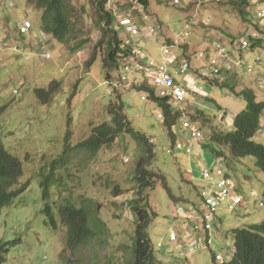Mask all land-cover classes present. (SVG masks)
Returning a JSON list of instances; mask_svg holds the SVG:
<instances>
[{
  "label": "rangeland",
  "instance_id": "rangeland-1",
  "mask_svg": "<svg viewBox=\"0 0 264 264\" xmlns=\"http://www.w3.org/2000/svg\"><path fill=\"white\" fill-rule=\"evenodd\" d=\"M147 1V7L142 6L139 13L138 0H107L105 8L115 19L111 29L122 44L126 35L120 21L125 14H130L136 25L153 29L152 33L145 32L138 39L137 47L145 57L159 63L161 46L174 39L186 23L193 22L190 36L183 42L188 47L191 62L188 80L200 84L210 101L204 103L203 97L198 96L195 103L187 102L181 109L170 108L183 111L202 129L203 139L191 142V156L176 151L168 154L174 138L183 139L186 132L181 130V121L170 130L164 125L162 110L139 88L142 84L152 88L151 83L140 72L132 71L123 73L128 85L114 91L102 65L105 45L97 51L91 67H86L103 36L91 0H73L77 11L73 21L78 30V40L74 43L86 41L82 46L71 50L47 34L44 51L50 53L49 60L31 56L27 61L22 52L0 53V109H3L0 142L21 163L20 184L28 183L26 190L0 211V245L6 244L2 264H134L136 219L131 203L138 197L135 170L145 154L143 148L124 131L109 146L93 154L85 149L68 150L66 147L88 140L96 127L112 125L109 106L118 107L134 131L145 136L152 147L153 160L146 168L153 174L154 188L146 190L141 197L147 210L153 213L148 235L156 262L213 264L211 252L202 250L187 251L190 257L186 259L183 251L188 244L183 241L184 237L171 240L170 230H175L174 226L181 220L175 216L180 206L200 203L199 192L204 185L200 166L213 160L203 145L209 144L213 133L230 131L234 117L245 108V102L233 92L248 88L256 101H264V85H259V79L264 80V46L241 48L238 52L228 46L232 39L249 34L251 24L258 21L242 19L233 4L240 0L212 2L196 12L193 7ZM41 14L26 0H0V37L17 41L21 51L28 50L35 45L30 44L32 40L42 34ZM25 22L31 29L26 34L19 33L18 28ZM217 43L233 53L234 62L241 66L235 68L233 77L224 79L225 82L206 85L194 70L202 67L201 57L212 55ZM248 66L252 72H243ZM121 72L122 69L113 71V77L117 78ZM52 81H57L59 87L43 102L36 90L48 88ZM228 85L233 86L234 91ZM142 96L146 97L145 101ZM221 114L224 118H220ZM263 125L264 117L262 128L253 138L262 145ZM218 148L222 156L215 159L222 164L243 200L232 212L227 211L229 199L220 202L217 215L226 219L213 223V252L220 253L222 260L218 262L222 263L228 262L233 254L232 228L264 221V174L252 157L234 159L227 147ZM62 155L64 160L52 169V162ZM48 173L53 176L49 203L59 223L57 230L51 228L42 213L45 201L40 181ZM161 177L165 178L174 199L163 187ZM258 202L263 206H258ZM63 205L85 209L89 227L94 231L93 238L73 251L67 247V228L58 214ZM183 227L188 230V226ZM158 243L162 246L157 247Z\"/></svg>",
  "mask_w": 264,
  "mask_h": 264
},
{
  "label": "trees",
  "instance_id": "trees-1",
  "mask_svg": "<svg viewBox=\"0 0 264 264\" xmlns=\"http://www.w3.org/2000/svg\"><path fill=\"white\" fill-rule=\"evenodd\" d=\"M26 1L29 5L34 6L35 9L42 12V31L50 35L56 41L66 45L71 50H75L77 46L79 48L86 42L80 41L79 43H74L78 40V30L73 21L77 13L73 0ZM138 1L141 6L144 8L147 7V0ZM250 1L252 0H240L239 3H233L244 21L251 20V18L256 20L248 14ZM259 2L264 4V0H259ZM106 3L107 0H91L95 16L99 21L103 39L99 42V46L94 48L90 59L86 63V67H91L97 58V51L102 45H105L106 55L102 60V65L108 80L109 73L118 67V59L125 51L115 31L111 29L115 19L112 12L106 10ZM258 23L256 24V28L261 31ZM258 44V42H253V47H257ZM187 50V46L182 47L184 56ZM58 87L59 83L57 81H52L48 88L38 89L36 92L39 98L42 99L43 102H46L48 98L57 91ZM228 87L234 91L233 86L228 85ZM139 88L149 92V99L155 102L162 110L164 125L170 130L179 118V113H173L165 99L154 97L150 88L143 86V84L140 85ZM233 93L245 102V108L234 117L232 129L230 131L219 134L213 133L210 137L209 144L206 146L203 145V147L215 158H220L222 156L221 151L217 150L219 149L218 147H227L231 157L234 159L252 157L255 161V166L264 174V145L253 139L261 127V118L264 117V101H256L254 93L248 88L238 93L235 91ZM202 100L204 103L205 101H210L207 96L203 97ZM2 110L3 109H0V112ZM109 114L111 116L112 125L103 124L102 126L96 127L93 129L88 140L75 147H66L68 150L85 149L93 154L101 147L109 146L113 143V139L123 131L130 134L131 137L140 144L145 154L136 166L135 182L138 186V197L131 203V211L136 219L134 264H158L152 252V246L150 245L148 235V228L151 224L153 213L147 210L143 203L144 198L141 197L146 190L154 188V181H152L153 174L146 168L153 160L152 147L145 136L134 131L130 122L121 114L118 107L114 108L113 106H109ZM64 158V155H62L59 159L53 161L51 164L52 169H54L55 165H58V162L63 161ZM21 176L22 168L19 159L6 151L0 142V211L4 207L10 205L14 199L26 190L28 183L20 184L19 180ZM52 179V174L48 173L43 175L40 181L42 199L45 201L42 213L47 218V222L51 228L57 230L59 223L49 203V187ZM160 181L170 198L174 199L166 185L165 178L161 177ZM58 214L60 215L61 223L67 228L66 243L71 251L93 238L94 231L89 227L88 216L85 209L63 205L59 208ZM231 233L234 240L231 259L228 262L217 263L212 257L213 264H264V221L245 228L234 229ZM5 245L6 244L0 245V264L5 261V258L2 256V254L6 252Z\"/></svg>",
  "mask_w": 264,
  "mask_h": 264
},
{
  "label": "built area",
  "instance_id": "built-area-1",
  "mask_svg": "<svg viewBox=\"0 0 264 264\" xmlns=\"http://www.w3.org/2000/svg\"><path fill=\"white\" fill-rule=\"evenodd\" d=\"M162 4H167L173 7H193L198 10L203 5L212 2H221L222 0H157ZM137 9L140 13L142 6L140 4ZM252 6L248 12L250 17H254L259 21L258 25L261 31L256 28L257 23H252V30L249 34L244 35L239 39H232L228 44L234 52H238L241 48L253 49V42H258V46H264V4L259 0L250 1ZM249 6V7H250ZM195 14L192 16L194 19ZM120 21L121 28L126 37L123 38L122 48L124 53L118 59V67L113 71H120L122 74L117 78L113 77V71L109 73V85L113 90L118 92L128 85L126 82L127 76L123 73H129L132 71L140 72L145 80L151 83L152 95L156 98L165 99L167 104L173 108H180L187 102L195 103V99L198 96L206 97L207 93L202 86L195 81H189L188 73H191V62L188 54L185 56L182 53V47L187 46L183 42L185 38L190 36L189 29L192 21L185 24L184 29L177 34L174 39H170L169 42H165L160 48V62L155 63L153 60L144 56L141 50L137 47L138 39L144 36L145 32L152 33L153 29L136 25V21L130 14H125ZM250 20V19H249ZM206 26V24H203ZM28 23H23L18 28L19 33L26 34L30 30ZM23 36V35H21ZM26 37V36H24ZM135 39V40H134ZM135 41V43H134ZM47 43V34L42 31L40 37H36L30 44L28 50L21 51V45L12 39L6 37V39L0 37V53L10 51L17 54L23 53L25 60H30L31 56L38 57L42 60H49L50 53L44 51V45ZM39 47V49H38ZM256 48V47H255ZM233 53H231L223 44L217 43L214 46V52L212 55H206L201 57L202 67L194 70L196 76L204 81L206 85H212L214 83L224 81L233 77V70L240 67V63L234 62ZM256 61H259L257 58ZM242 71L246 73L252 72V68L249 66L243 68ZM259 85H264V80H259ZM111 94V91L107 92ZM150 94L147 92V97ZM143 101L146 97L142 96ZM173 113H179V118L176 123L181 121V130L186 132V137L183 139H176L173 149L185 154H192L191 142H198L203 139V131L196 126L189 118L186 117L183 111H173ZM220 118H224L221 114ZM171 150H168L170 153ZM202 181L204 185L200 189V203L197 206L190 207L187 211H183L179 208V212H182L185 220L190 224V231L186 232L191 236L190 246L196 250H208L213 244V223L216 220L217 212L220 206V202H224L229 199L227 210L232 212L233 209L241 202L242 197L237 191L234 190V186L230 178L225 174V170L222 168V164L215 162L211 167H204L202 169ZM243 201V200H242ZM258 206H263V203L258 202ZM191 232L194 235H191ZM171 240L175 239V234H171ZM162 246L161 243L157 244V247ZM218 261L222 260L220 255L216 256Z\"/></svg>",
  "mask_w": 264,
  "mask_h": 264
},
{
  "label": "clouds",
  "instance_id": "clouds-1",
  "mask_svg": "<svg viewBox=\"0 0 264 264\" xmlns=\"http://www.w3.org/2000/svg\"><path fill=\"white\" fill-rule=\"evenodd\" d=\"M260 80V79H259ZM219 112H221V111H219ZM262 119V118H261ZM177 139V137H175L174 138V142L172 143V145H171V152L170 153H168V151H167V153L168 154H171L173 151H175L174 149H173V147H174V143H175V140ZM199 147V146H198ZM200 149H201V147H199ZM191 150H192V154H193V149L191 148ZM176 152H178V151H176ZM183 153V152H182ZM185 154V153H184ZM192 154H185V155H188V156H191ZM215 162H217L216 161V159H215V157H213V160H212V162H211V164L210 165H206V166H204V167H211L213 164H215ZM203 169V168H202ZM202 169H201V172H202ZM201 179H202V177H201ZM238 192V191H237ZM199 195H200V192H199ZM240 195V194H239ZM241 196V195H240ZM200 197V196H199ZM198 204H190L188 207H183V206H180L179 208H182L183 209V211H187L190 207H192V206H197ZM228 211V210H227ZM182 212H177L176 214H175V216H178V217H180L181 218V220L184 222V226L186 225V226H188V230H186V229H184V227L182 226V229L180 230V232L179 231H176V229L175 230H172L171 231V233H174L175 234V237H177V238H181V237H184L185 238V236L184 235H186V236H189V238H191V236L189 235V234H186V232H189L190 231V224L185 220V218L183 217V214H181ZM217 217H218V215H217ZM217 217H216V220H217ZM215 220V221H216ZM182 230H183V236H180V234H181V232H182ZM191 235H194L192 232H191ZM171 238V237H170ZM190 243H191V241L189 240V243H188V249L192 252V251H198V250H196V249H194V248H192L191 246H190ZM192 244V243H191ZM213 245H214V235H213V244H212V246L211 247H209V249L208 250H206V251H209L212 247H213ZM202 251H204V250H202ZM217 255H220V253H214L213 255H212V257L215 259V261L217 262V263H220V262H218V260L216 259V256ZM233 255V254H232ZM190 257V255L188 256V255H186V258H189ZM220 257H221V255H220Z\"/></svg>",
  "mask_w": 264,
  "mask_h": 264
},
{
  "label": "crops",
  "instance_id": "crops-1",
  "mask_svg": "<svg viewBox=\"0 0 264 264\" xmlns=\"http://www.w3.org/2000/svg\"><path fill=\"white\" fill-rule=\"evenodd\" d=\"M201 104V102L199 103V104H197V105H200ZM263 127H264V125H263ZM262 128V127H261ZM260 130V129H259ZM259 132V131H258ZM257 132V133H258ZM263 133V135H264V132H262ZM197 149H198V151H199V147H197ZM201 155L203 154L202 153V149H201ZM188 156V155H187ZM211 164V163H210ZM210 164H208L207 163V165H210ZM206 165V164H205ZM205 165H201L200 166V170L202 169V168H204V166ZM190 174V176H191V179H193L192 178V175H191V173H189ZM201 182V180L200 181H198V183H200ZM223 210H226V209H223ZM224 219H226L225 217H223L222 215H219L218 217H217V220L219 221V222H221L222 220L224 221ZM180 222V223H179ZM181 224V220L180 221H178V223L176 224V226H174V227H176L175 229H176V231H179L180 232V230L182 229V226L184 225V222L182 221V225H180ZM235 228H237V227H233L232 228V230H234ZM245 228V227H244ZM173 230V229H172ZM172 230H170V231H172ZM184 234H183V230H182V232H181V234H180V236H183ZM185 236V238L183 239V241L185 242V244L187 243H189V240H190V238H189V236H186V235H184ZM185 240H187V242L185 241ZM220 248L219 249H221L222 248V246H219ZM223 249V248H222ZM215 250V246H213L209 251H206V252H211V254L213 255L214 253H216V252H213ZM187 251H190L189 249H188V246L186 247V249L183 251V253H184V256H186V255H188L189 256V253L187 252ZM191 252V251H190ZM204 252V251H203ZM186 259H188V258H186Z\"/></svg>",
  "mask_w": 264,
  "mask_h": 264
}]
</instances>
